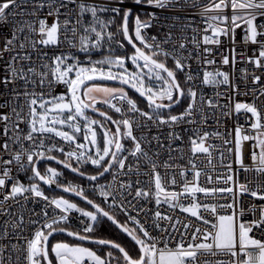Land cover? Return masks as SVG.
<instances>
[{"label":"snow or ice","instance_id":"obj_1","mask_svg":"<svg viewBox=\"0 0 264 264\" xmlns=\"http://www.w3.org/2000/svg\"><path fill=\"white\" fill-rule=\"evenodd\" d=\"M113 6L111 0L109 3H86L84 0H0V26L7 25L10 29V37L5 36L3 47L0 48V60L4 59V55L8 54L9 59L5 61V75L0 79V84L7 87L9 84H15L17 81L24 82V91L19 92L13 88V99L19 101L23 96L24 105L17 104L12 107L11 115L0 113V122L4 123L3 136L4 142L0 143V152L10 155V159L0 156V216L6 217L0 224V241L7 240L8 243L0 244V264H21V255L26 264H85L87 260L89 264H264V203L257 206L253 203L245 208L239 197L248 195L257 200L264 201V112L257 106L256 101L264 97V90L255 95L252 103L237 102L234 105V111L240 113H250L254 122L250 124V131L255 135L242 134L239 125L235 128V154L236 161L244 168L245 171H253L256 175L253 179L256 181L255 187L250 188L249 184L238 183V189L233 187L223 188H207L199 186L198 178L201 175L196 170L193 160L189 161L193 169V180H187L186 170H181L179 175L185 177L181 192L168 191L169 185L175 186L177 183L176 173L173 163L169 161L157 162L159 152H155L152 156L142 147V142L147 141V137L133 136V124L136 121L130 118H122L121 120H113L106 112L99 111L95 106L97 103L103 102L112 107L115 112H122V108L116 104H112V100L126 102L127 111L131 113H139L147 121H152L160 126H167L173 129L169 132L170 143L168 145L169 155L171 158L172 141L181 140L182 137L174 130L175 126L180 124L197 125L207 122V116L204 114L205 103L208 108L215 109L219 107L212 99H207L202 93L198 92V86L195 84L196 76L190 71L191 66L185 61L191 58L192 53L188 56L180 55L181 50L187 49V44L180 41L173 45V52L166 51L162 44L172 41L171 32L168 33L163 42H159L155 36L148 37L144 30L153 26L152 22L156 19L155 14L149 13V18L142 20L136 15L134 28L129 29V17L132 15V9L125 7V0H114ZM187 2V0H185ZM136 5H148L160 9L175 5L176 0H133ZM69 5H75L69 8ZM195 7L196 5L193 4ZM202 7L201 15L212 23L205 28L204 35L200 40L197 39V29H193V36L190 43L196 50L198 59L203 60L205 64H215V59L211 57L213 50L210 47L202 45L220 44V36H228L229 32L235 33V29L245 25V42H251L259 46V55L253 59L248 58V63L254 64L257 68H264V22L257 23L258 19L264 21V0H208ZM30 8V10H29ZM47 9L46 14L41 18L40 12ZM231 9V16L225 14L226 9ZM23 9V10H21ZM63 10V11H62ZM111 12L113 16L110 19H102L100 14ZM75 13V17H73ZM90 14L91 21L85 23V15ZM30 17L31 19H20L16 17ZM11 17V20L9 19ZM63 17V19H61ZM116 17H120L121 23L117 25L116 31H110V26L115 22ZM51 18V23H49ZM229 21L231 22L229 24ZM220 25H223L221 27ZM185 27H190L186 25ZM211 31V35L207 33ZM81 32L83 34H81ZM117 33L120 38H117ZM90 34H94V39H90ZM38 37V38H37ZM78 38V44H77ZM125 42L134 50L129 56L127 54H116V49L124 48ZM234 42V41H233ZM108 44L107 55L102 59L93 61L90 52L93 49L99 50L103 44ZM67 44L70 49L78 48V51L89 54L87 64H83L71 51H60L59 54L53 53L49 56V49H60L61 45ZM115 44V48L112 45ZM31 49L37 53V59L43 62L37 70L32 56L27 50ZM231 63H236L235 49L232 50ZM23 53V54H22ZM163 56L164 60L159 59ZM172 56L175 64L174 69H169L165 63L166 59ZM131 61L139 71L129 72L126 63ZM141 61L143 63H141ZM27 62V63H25ZM222 63L228 65L230 59L228 55H223ZM17 65H20L17 67ZM189 70V71H186ZM177 72H184L185 87L177 80ZM246 72V70H245ZM222 78V79H218ZM97 80L118 81L121 85H128L134 89L141 97H144L150 111H140L136 102L129 98L123 87H101L94 83ZM261 81L260 76H253L252 82L258 84ZM156 82V83H153ZM203 85L216 86L219 84L227 85L229 83V75L226 72L204 71L201 80ZM32 85L33 89L40 88L41 91H30L28 85ZM54 84H63L66 92L59 95L46 94L43 91L45 85L49 89ZM93 93H102L104 99L102 101L92 95ZM217 95H220L217 93ZM182 99L188 100L187 107L179 114H171L164 110L172 109L179 104ZM264 104V101H261ZM8 102L0 104V107H7ZM25 107L27 108V118L23 115ZM19 108V111H17ZM92 109L99 111V115L103 116L106 121L116 125L115 132L105 128L102 121L91 119L86 110ZM228 114V113H224ZM12 116L15 120H12ZM197 116L200 117L197 120ZM83 122V125L81 124ZM24 123L28 126V131L23 134L20 124ZM59 126V127H58ZM64 126L72 129L71 132L63 130ZM103 130L102 143L97 139L96 127ZM137 126H139L137 124ZM123 129V131H122ZM83 131V139L86 143L77 141L76 133ZM193 137H190L189 143L192 145L191 152L193 155L197 153L208 154L211 156L209 147H205V142L210 135H220L218 132L209 133L204 131L201 134L199 128H192ZM9 132L12 133L9 136ZM59 137L69 144H75L71 151H65L63 146L45 143L52 137ZM122 138L130 139L134 147L124 155L125 149L120 142ZM153 140L159 142V137H152ZM254 140L251 159L254 167L248 168L243 162V141ZM11 144L18 145V150H13ZM27 142V146L25 144ZM149 144L151 141H147ZM226 144L230 141L225 140ZM87 145L95 147L87 148ZM161 147L163 145H160ZM259 147V152L255 149ZM177 151H182L177 149ZM232 151V149H229ZM59 152L64 155V160H57V157L50 153ZM128 156L136 159L135 174L137 177L140 173V159L145 158L150 170L144 175L149 177L146 182L150 187L148 190L140 187L144 181L139 178L135 181V191L133 194L132 182L121 183L119 189L115 192L111 186H101L100 195L108 202L109 210H105L100 205L95 204L89 199L82 187L75 186L71 183L64 185L59 178L62 173L53 167H47L42 173L38 167L40 160H56L57 163L63 165L64 168L70 169L72 172L79 173L83 176L84 172L80 168L73 166V159L76 164L91 163L98 170L97 175L88 176L91 181L98 180L99 176L109 172L114 166L118 167L122 174L127 175L134 171L131 164L126 165ZM211 162V161H209ZM231 171V165H228ZM127 168V172H125ZM165 171L161 173L160 169ZM30 170L32 175L29 177L30 183L26 187L14 175L15 172ZM211 177L208 181L211 182ZM115 181V176H113ZM233 181L232 175L225 177V183ZM41 182L49 187L55 185L62 188L65 193H72L81 197L94 211H86L77 206L76 203L70 202L69 199L60 197L50 198L45 195L41 189ZM197 193L204 195H215L216 193L232 194V202L226 205H212L201 203L197 197ZM31 194L35 198L44 200L45 206L40 213H34L29 210V219L25 223L23 209L24 202L29 200ZM163 194V200H161ZM128 196H132L137 204H133L128 200ZM154 198L156 204H169L173 209L179 208L181 212L189 213L202 225L207 226L205 229L195 226L191 222L182 225L184 232L181 238L176 242L175 246L170 247V238L161 240L153 236L148 227L142 224L135 216L130 214V209L135 210L137 215L144 212L145 216L148 211L139 206L140 200H150ZM190 199L191 202L185 206L181 201ZM9 201L19 205L21 211L14 212L12 204ZM54 206V212L50 216L49 207ZM217 207L231 209L228 214H220ZM55 210H59L58 212ZM116 210L127 217L124 224H121L112 214ZM246 211H250L253 218L245 221L242 217ZM257 211L259 215L257 216ZM80 213L81 216L88 218L89 223L85 224L83 233H92L95 229L99 218L105 217L112 224L116 225L124 232L138 247L139 251L135 256L131 255L128 250L120 243L107 239H92L88 235H82L78 232H67L70 236H77L81 240L92 239L93 243L108 246L109 250L104 256L98 255L96 251L79 245H70L68 243H56L49 248L48 240L56 232H65L63 226L70 219V214ZM207 212L212 219L203 215ZM36 218L33 219L32 215ZM156 221L165 220L170 223L173 231H178L176 225L181 224L180 220L162 214L157 210L154 214ZM83 223V221H81ZM133 227H129L128 223ZM35 225V230L31 233L30 238L23 237L21 234L25 228ZM155 228H159L162 232L167 233V228H161L160 224L154 223ZM11 229V231H9ZM255 230V231H254ZM260 235L257 236L256 233ZM185 234L188 238L185 239ZM12 239L17 241L24 239V245L19 243H11ZM163 245V246H161ZM115 250V251H114ZM239 250V251H238ZM5 252L8 254L5 255ZM253 252L256 253L258 259L254 262L252 259ZM13 253H18L13 260ZM228 256L230 260L223 259H205L201 261L200 257H219Z\"/></svg>","mask_w":264,"mask_h":264},{"label":"built area","instance_id":"obj_2","mask_svg":"<svg viewBox=\"0 0 264 264\" xmlns=\"http://www.w3.org/2000/svg\"><path fill=\"white\" fill-rule=\"evenodd\" d=\"M80 2V0H78ZM86 3H109V0H84ZM113 6H120L115 4L114 0H111ZM208 0H176L175 5H169V7L160 9L148 5H136L133 3V0H125L124 6L130 7L134 9V12L132 16L137 13V15L140 16L142 20H146L149 18V13L155 14L156 19L153 20L152 24L153 26L151 28H148L145 31L146 35L148 37L155 36L159 42H163L168 33L171 32L172 35V41L170 43L162 44L163 48L166 51L173 52V45L176 44L182 37L187 38L183 42L187 44L186 50H181L180 55L188 56V53L191 52L192 56L191 58L187 59L185 63L189 64L191 66L190 71L194 76L197 77L195 80V84L198 86V92L202 93L205 97V101L207 99H212L215 103L219 105V107L212 109L208 108L206 103L204 106V114L207 116V122L203 124H197V125H188V124H180L175 126L174 130L180 134L182 137L181 140L172 141V151H171V158L169 155V148L168 145L170 143L169 140V132L173 129H170L167 126H160L157 127L155 123L152 121H147L144 117H141L139 113H131L127 111V104L126 102H120L118 100H112V104H116L118 107L122 108V112L117 113L115 110L110 107L108 104L104 105L114 112L120 120L122 118H130L137 123L133 124V136L137 137L139 139L140 137H147V141H151L149 144L147 141L142 142V147L145 148L146 151H148L149 155L152 156L153 153L159 152V157H153L154 159H157L158 163H161L163 161H169L170 163H173L176 173V180L177 183L175 186L169 185L168 191H175V192H181L183 188V182L185 177H181L179 175V172L183 169L186 170V178L187 180L191 181L194 178L193 175V169L191 165L189 164L190 160H193L196 165V170H199L201 172L200 177L198 178L199 186L207 187L209 189L211 188H223V187H233L234 189H238V183H246L248 181H252L251 184H249L250 188L255 187L256 181L253 179V177L256 175L253 171H245L243 167L236 161V154H235V143H234V137H235V128L237 125H239L242 129V134H249V135H255L254 132L250 131V124L254 122V118H251L250 113H245L243 110L240 113H236L234 111V105L237 102L240 103H252L253 100H255V95H258L261 90H264V68H257L254 64L248 63V58L252 57L255 59L259 55V46L257 44H252L251 42H245V25L241 24V27L235 29V33L229 32L228 36H220V44H209V45H202L200 51H202L203 47H210L213 50V54L211 57H206L208 59H215V64H205L203 60L198 59L196 56V50L194 49V46L190 43V39L193 36V29H197V39L200 40L202 36L205 34L204 29L208 27L209 23H212L211 21L206 20L204 17H202V5L206 4ZM193 4L196 6L194 7ZM75 5H69V8H74ZM23 10V9H21ZM30 10V8H29ZM63 11V10H62ZM47 9H43L40 12L41 18L46 14ZM225 14L229 17L231 16V9H226ZM102 19H110L113 14L111 12L101 13L100 14ZM131 16V17H132ZM73 17H75V13H73ZM11 20V17L9 18ZM17 20L20 19H31L30 17H16ZM63 19V17H61ZM90 14L85 15V23L91 21ZM120 17H116L115 22L110 26L109 30L115 32L117 25H119ZM264 21H261L258 19L257 23H262ZM49 23H51V18H49ZM231 22L229 21V24ZM186 25H190V27H185ZM223 27V25H220ZM261 31H264V29H260ZM81 34H83L81 32ZM208 35H211V31L207 33ZM5 36L10 37V29L7 25L0 26V48L3 47L4 38ZM38 38V37H37ZM117 38H120L119 34L117 33ZM90 39H94V34H90ZM258 39H264V37H258ZM234 41V42H233ZM77 44H78V38H77ZM113 48H115V44L112 45ZM235 49L236 53V63L233 65L231 63L232 58V49ZM108 50V44L104 43L103 47L99 50L93 49L90 52L91 59L93 61L100 60L104 55H107ZM30 52L32 56V61L35 62L37 70L39 71V65L43 62L42 60L37 59V53L32 51L31 49L27 50ZM49 56L55 54H59L60 51L68 52L71 51L75 54V56L79 59V61L83 64L88 63L89 54H86L85 52L78 51V48L76 49H70L67 44L61 45L60 49H49ZM23 54V53H22ZM116 54H127L130 56L129 53V45L125 42V47L116 49ZM223 55H228L230 59V63L228 65H224L222 63V57ZM164 58L163 56H161ZM9 59L8 54L4 55V59L0 60V79L3 78L5 75V61ZM166 60L171 61L174 64V60L172 56H169ZM27 63V62H25ZM264 63V61H262ZM20 65H17L19 67ZM175 66V64H174ZM221 71L226 72L229 75V83L227 85L225 84H219L216 86L212 85H203L201 83V80L203 78L204 71L208 72H215V71ZM246 70V72H245ZM189 71V70H186ZM180 75L185 77L184 72H179ZM260 76L261 81L258 84H254L252 82L253 76ZM222 79V78H218ZM13 88H16L19 92L24 91V82L23 81H17L15 84H9L7 87L0 84V104H4L5 101L8 102L7 107H0V113H7L11 115V109L12 107L17 106V104L24 105L25 100L23 96L20 97L19 101L14 100L13 96L14 93L12 91ZM28 89L30 91L35 90L37 92L41 91L40 88L33 89V86L30 84L28 85ZM255 90V95H254ZM43 91L46 94L51 95H59L66 92V88L63 84H54L51 89L47 87V85L44 86ZM219 93L220 95H217ZM261 101H264V97H261L260 100L256 101L257 106L261 109L262 112H264V104H261ZM137 105V104H136ZM137 107L140 109V111H150L140 108L138 105ZM17 111H19V108H17ZM183 112V111H182ZM224 113H228L227 115ZM179 114V113H178ZM23 115L27 118V108L25 107ZM200 117L197 116V120H199ZM12 120H15V117L12 116ZM137 124L139 126H137ZM3 127L4 123L0 122V143L4 142L5 137L3 136ZM199 128L201 134H203L204 131H207L209 133L218 132L220 135H210L208 139L205 142V147H209L211 156L209 157L208 154L204 153H197L193 155L191 152L192 145L189 143L190 137H193V132L191 131L192 128ZM20 128L23 129V134H26L28 131L27 124L21 123ZM12 133L9 132V136H11ZM158 136L159 142L157 140H153L152 137ZM126 139V145L124 146L125 152L124 155H128V152H130L134 144L133 142L128 139ZM228 140L230 143H225L224 141ZM45 143L49 146L51 144H57L59 146H63L65 148V151H71L75 147V144H69V142L64 141L63 139L59 137H52L51 140H46ZM80 143H86L84 140ZM256 141L254 140H248L243 141V162L244 165L248 168L254 167L252 159H251V152L253 151V144H255ZM27 146V142H25ZM160 145H163L162 147ZM86 146H89L86 144ZM10 147L13 150H18V145L11 144ZM94 147V146H93ZM177 149H180L182 151H177ZM229 149H232V151H229ZM87 150V149H85ZM257 152H259V147H256L255 149ZM56 154H61L59 152H53ZM53 153H50L52 155ZM63 155V154H61ZM0 156H3L5 159H10V155L5 154L3 152H0ZM74 160V159H73ZM75 161V160H74ZM211 161V162H209ZM136 159L132 156H128V160L126 161L127 164H131L133 166L134 171L132 173H128L127 175L122 174L118 167L114 166L110 173L107 175L108 178L104 182H94V183H80L76 182L66 176V174L63 171H60L62 173L61 177L59 178L60 182L64 185H67L68 183H71L75 186L82 187L85 192H89L93 194L99 201H101L104 205L109 207V203L111 201V198H109L108 202H105V198L100 195V188L101 186H111L112 190L115 192L116 189H119L121 183H127L132 182L133 184V194L135 191V181L139 178L141 181H144L145 183H142L140 187L145 188V190H148L150 187L146 182L149 180V177L147 175H144V173L148 172L150 170V166L147 164L145 158H141L139 163L141 165L140 167V173L141 175L139 177L135 174V166H136ZM89 163H81L80 165L84 166ZM228 165H231V171L229 170ZM59 171V170H58ZM127 172V168L124 170ZM161 173H163L165 170L163 168L160 169ZM14 175L17 179L20 180L21 183H23L26 187L29 185V175H27V171H20L15 172ZM227 175L233 176V181H229L227 184L225 183V177ZM113 176H115V181L113 180ZM208 177H211V182L208 181ZM261 183H264V180L260 181ZM29 196V200L27 202L23 201V198H20L21 203L25 204V207L23 209L24 212V218L25 223H27L29 219V210H34V213H40L42 209L45 206V201L40 198H35L31 194H26ZM45 195L52 198L53 196L45 193ZM197 199L201 203H207L212 205H226L232 202V194L230 193H216L215 195H204L203 193H197L196 194ZM0 199H2V194H0ZM240 201L242 202L243 206L245 208H248L253 203H255L257 206L264 203V201L257 200L253 197H250L248 195H243L239 197ZM128 200H131L133 204H137L136 200H133L132 196H128ZM161 200H163V194H161ZM182 203L187 206L191 200H183ZM8 203L12 204V210L14 212H20L21 209L19 205L15 204L13 201H9ZM139 206L142 207L144 210L148 211V215L145 216L144 212H140L139 215H137V212L135 210L130 209V214L132 216H135L142 224H145L150 233L153 236H156L160 238L161 240H167L170 238L169 246L173 247L175 246L176 242L181 238V233L184 232V229L182 227L183 224L191 222L195 226L201 227L202 229H205L207 226L202 225L200 221L196 220V218L192 217L189 213L181 212L179 208H171L169 204L161 203L159 206L156 204L155 199L152 198L150 200H140ZM159 210L164 215H169L173 217V223L175 220H180L181 224L176 225V228L178 231H173L170 223L165 220L156 221L154 218V213ZM59 211V210H55ZM49 215L51 216L54 212V206L48 208ZM119 216L123 217L125 220H127V217L119 212V210L115 211ZM217 212L220 214H228L231 212V209L227 208H221L217 207ZM203 215L206 217H209V219H212L211 215L207 212H204ZM259 215V212L257 211V216ZM32 218L35 219V214L32 215ZM253 218V215L250 211H246L245 215L242 217L243 220L249 221ZM6 219V217L0 216V224H2L3 220ZM83 221V223L81 222ZM90 221L88 218L81 216L80 213H72L70 214V219L67 222V224L63 226H69L74 229H76L79 232H83V228L85 224L89 223ZM159 223L161 228H167L169 231L167 233L162 232L159 228H155L153 225L154 223ZM130 223V222H129ZM131 224V223H130ZM132 225V224H131ZM133 226V225H132ZM35 225L30 226L28 228H25L24 232L21 234L23 237L30 238L31 233L35 230ZM11 231V229H9ZM255 231V230H254ZM257 236L260 234L257 232ZM188 238V235L185 234V239ZM8 243L7 240L0 241V244H6ZM11 243H19L21 245H24L25 241L24 239H21L17 241L16 239H12ZM163 246V245H161ZM239 251V250H238ZM8 253L5 252V255ZM18 253H13V260L15 261V257ZM21 255V264H26V262L23 259V254ZM201 261L205 259H223V260H230L231 257L228 256H219V257H200ZM252 259L255 262L258 257L255 252L252 254ZM85 264H89V262L86 260Z\"/></svg>","mask_w":264,"mask_h":264},{"label":"trees","instance_id":"obj_3","mask_svg":"<svg viewBox=\"0 0 264 264\" xmlns=\"http://www.w3.org/2000/svg\"><path fill=\"white\" fill-rule=\"evenodd\" d=\"M136 15H137V13H135L130 19V23H129L130 31L134 28V21H135ZM120 23H121V19L119 20V24ZM133 51L134 50L129 47V53L132 54ZM159 59L164 60V58H162V57H159ZM165 63H166V65H167V67L169 69H174L175 68L174 64L171 61L166 60ZM176 75H177V78H178L179 82L181 83V86L185 87V81H184L183 77L180 75L179 72H177ZM118 87H120V86H118ZM124 90L127 91V94L129 96V98L133 99L140 108L145 109V110H150L148 104L143 99H141L139 96H137L132 91H129V90L125 89V88H124ZM187 104H188V100L184 99L183 102L177 108H175V109H173L171 111H165V112H171V114L181 113L187 107ZM100 109L106 111L107 113H109L115 120H117V121L120 120L118 115H116L114 112L109 110L104 105V103H102ZM88 114L93 119H97L98 121H102L104 123V125L107 126L109 128V130H111V132H113V133L115 132L114 127L108 121H106L105 119H103L101 117H97V116L91 115L90 113H88ZM122 145H123V147L126 145V139L125 138H123ZM52 155H54L57 158H60L62 160L65 159L64 155H61V154L53 153ZM72 163H73L74 167L78 166L80 168V170L83 171L85 174H89V175H97L98 174V170H97L96 166L92 165L91 163H89L87 165H84V166H82L80 164L77 165L76 161H74V160L72 161ZM48 166H53L57 170L63 171L68 178H70V179H72V180H74L76 182H80V183L104 182L108 178V176H106L105 178H103L101 180H98V181L84 180L82 178L74 176L70 172L64 170L62 167H60L59 165L54 164V163H43V164H41L40 165V171L43 173ZM27 175H29V177L32 175L30 170L27 171ZM40 187L44 191V193H47V194H49V195H51V196H53L55 198L63 196L65 198L69 199L71 202L76 203L78 207H80V208H82V209H84L86 211H94L88 205L84 204L83 202H81V201H79V200H77L75 198H72L70 196L64 195V194H62V193H60L58 191L49 189V188L45 187L42 184H40ZM85 193L90 199H92L93 201H95L96 203L101 205L104 209L110 211L109 207H107L101 201H99L93 194H91L89 192H85ZM112 214H114L115 217L121 223L124 224L126 222V220L123 217L119 216L116 212H113ZM128 226L130 228L133 227L130 223H128ZM64 227L67 228V229L73 230L75 232H78V233H80L82 235H88V236H90L91 238H94V239H107V240H112V241L118 242L122 246H124L126 248V250H128L130 252V254L133 255V256H135L137 254V252L139 251L138 247L135 245V243L127 235H125L116 226H114L110 221H108L106 218H104L102 216L99 218V221L96 223L95 229H94V231L92 233L85 234L83 232L77 231L76 229H74L72 227H69V226H64ZM56 242H66V243H70V244L85 246V247L90 248L91 250L96 251L97 254L101 255V256H104L105 253L109 250V248H107V247L95 246V245H91V244H83V243H81V242H79V241H77V240H75V239H73V238H71L69 236H66V235H58V236L54 237L52 239L51 243H50V248ZM51 259H53V263L55 264V259H54L53 256H51Z\"/></svg>","mask_w":264,"mask_h":264},{"label":"water","instance_id":"obj_4","mask_svg":"<svg viewBox=\"0 0 264 264\" xmlns=\"http://www.w3.org/2000/svg\"><path fill=\"white\" fill-rule=\"evenodd\" d=\"M131 9H132V14H133L134 9H133V8H131ZM131 16H132V15H130V17H129V23H130ZM129 47L132 49V47H131L130 45H129ZM177 80H178V78H177ZM178 81H179V80H178ZM94 83H96V84H97V83H98V84H110V85H115V86L123 87V88H125V89H127V90H129V91H132L133 93H135L137 96H139L141 99H143V100L148 104L147 100H146L144 97H141V96L139 95V93H137L134 89H132V88L129 87L128 85H121L118 81L97 80V81H95ZM183 100H184V99H182L181 102H180L179 104L175 105L172 109H168V110H164V111H171V110L177 108V107L183 102ZM101 105H102V102L97 103L95 107H96L99 111L106 112V111L100 109ZM99 111H93L92 109H87V110H86V112H87V113H90L91 115H94V116L101 117V118L105 119L103 116H100V115H99ZM106 113H107V112H106ZM107 115H108V116H111L109 113H107ZM111 117H112V116H111ZM112 119L115 120L113 117H112ZM108 122H109V123L114 127V129L116 130V125L113 124V123H111V121H108ZM122 131H123V129H122ZM120 142L123 143V138L120 140ZM57 160H62V159L57 158ZM43 163H54V164H57V165H59L60 167H62L64 170H66V171L70 172L71 174H73L74 176L79 177V178H82V179H84V180L91 181V180L87 179V177H88V176H92V175H89V174H85V173H84V175L81 176V175H79V173L72 172L70 169L64 168L63 165L60 164V163H57L56 160H40V162H39V164H38L39 169H40V165L43 164ZM110 171H111V170H110ZM110 171L104 173L102 176H99L98 180H101V179L105 178V177L110 173ZM98 180H96V181H98ZM41 184L44 185L45 187L49 188V189H52V190L58 191V192H60V193H62V194H64V195H67V196H70V197H72V198H75V199H77V200L83 202L84 204L88 205V204L86 203V201L83 200L81 197L75 196L74 194H72V193H70V192H69V193H65V192L62 190V188H57L55 185L49 187L48 185H45V184H43L42 182H41ZM88 198H89V197H88ZM89 199H90V198H89ZM91 200H92V199H91ZM94 203H95V204H98V203H96L95 201H94ZM98 205H99V204H98ZM88 206H89L90 208H92L91 205H88ZM100 206H101V205H100ZM101 207H102V206H101ZM102 208H103V207H102ZM92 209H93V208H92ZM93 210H94V209H93ZM105 210H106V209H105ZM104 218H105V217H104ZM106 219H107V218H106ZM116 219H117V218H116ZM117 220H118V219H117ZM110 222H111V221H110ZM111 223H112V222H111ZM120 223H121V222H120ZM121 224H123V223H121ZM113 225H114V224H113ZM114 226H116V225H114ZM116 227H117V226H116ZM117 228H118V227H117ZM118 229H119V228H118ZM119 230H120V229H119ZM120 231H121V230H120ZM67 232H75V231L66 228V231H65V232H56V233H54L52 236H50V237H49V240H48L49 248H50V243H51L52 239H53L54 237L58 236V235H66V236H69V237H71V238H73V239H75V240H77V241H79V242H81V243H83V244H91V245H95V246H102V247H107V248H108V246L100 245V244H97V243H93V242H92V239H94V238H92V239L81 240V239H79L77 236H70V235H68ZM123 233H124V232H123ZM124 234H125V233H124ZM125 235H126V234H125ZM129 238H130V237H129ZM96 240H98V239H96ZM50 258H51V257H50ZM53 264H54V263H53Z\"/></svg>","mask_w":264,"mask_h":264},{"label":"rangeland","instance_id":"obj_5","mask_svg":"<svg viewBox=\"0 0 264 264\" xmlns=\"http://www.w3.org/2000/svg\"><path fill=\"white\" fill-rule=\"evenodd\" d=\"M141 63H143V62L141 61ZM126 68L128 69L129 72L139 71V69H137L136 66L133 65L130 60L126 63ZM153 83H156V82H153ZM97 85H99L101 87H115V88H120L118 86H114V85H110V84H98L97 83ZM125 92H127V91L125 90ZM92 95H94L99 101H102L104 99V96H103L102 93H93ZM87 115L91 119H93L88 113H87ZM95 120H97V119H95ZM81 124L83 125V122L82 121H81ZM105 128L109 129L107 126H105ZM63 130L69 131V132L72 131V129L68 128L67 126H64ZM96 131H97V139H98V142L100 143V146L102 147L103 146V143H102L103 130L97 126L96 127ZM75 135H76V138H77V141L78 142H80V141L82 142L84 140L83 139V136H84V132L83 131H81L79 133H76ZM87 148H92L93 152L95 151V147H93L92 145L86 146V149ZM48 167H53V166H48ZM53 168H55V167H53ZM61 197H63V196H61ZM58 198H60V197H58ZM63 198H65V197H63Z\"/></svg>","mask_w":264,"mask_h":264},{"label":"crops","instance_id":"obj_6","mask_svg":"<svg viewBox=\"0 0 264 264\" xmlns=\"http://www.w3.org/2000/svg\"><path fill=\"white\" fill-rule=\"evenodd\" d=\"M56 243H66V242H56ZM56 243H54V244H56ZM53 244V245H54ZM68 244H70V243H68ZM70 245H75V244H70ZM79 246H81V245H79ZM83 247H85V246H83ZM88 248V247H87ZM90 249V248H89ZM54 257V256H53ZM55 259V258H54Z\"/></svg>","mask_w":264,"mask_h":264},{"label":"flooded vegetation","instance_id":"obj_7","mask_svg":"<svg viewBox=\"0 0 264 264\" xmlns=\"http://www.w3.org/2000/svg\"><path fill=\"white\" fill-rule=\"evenodd\" d=\"M98 100V99H97Z\"/></svg>","mask_w":264,"mask_h":264}]
</instances>
